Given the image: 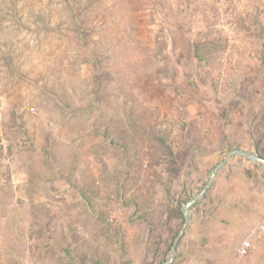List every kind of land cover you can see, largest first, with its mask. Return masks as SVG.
I'll use <instances>...</instances> for the list:
<instances>
[{
	"label": "rangeland",
	"instance_id": "obj_1",
	"mask_svg": "<svg viewBox=\"0 0 264 264\" xmlns=\"http://www.w3.org/2000/svg\"><path fill=\"white\" fill-rule=\"evenodd\" d=\"M263 6L0 0V264L169 260L264 158ZM190 211L172 264H264V163Z\"/></svg>",
	"mask_w": 264,
	"mask_h": 264
},
{
	"label": "water",
	"instance_id": "obj_2",
	"mask_svg": "<svg viewBox=\"0 0 264 264\" xmlns=\"http://www.w3.org/2000/svg\"><path fill=\"white\" fill-rule=\"evenodd\" d=\"M235 156H240V157H245L248 160L256 163V164H260V163H264V158H262L260 155L253 153V152H249L246 150H242V149H234L231 150L229 152V154L227 155V157L220 163L218 164L212 171L211 173V177L209 182L207 183V185L203 188V190L197 194L192 200L186 202L183 207H182V212L184 215V225L183 228L181 229V231L178 234V237L176 238L173 247H172V257L167 260L165 263L163 264H172V262L174 261L176 254H177V246H178V242L180 240V238L184 235L185 229L189 224L190 221V214H191V207L194 206L197 202H199L204 195L206 194V192L212 187L214 181H215V177L217 175V173L223 168L225 167L228 162Z\"/></svg>",
	"mask_w": 264,
	"mask_h": 264
},
{
	"label": "built area",
	"instance_id": "obj_3",
	"mask_svg": "<svg viewBox=\"0 0 264 264\" xmlns=\"http://www.w3.org/2000/svg\"><path fill=\"white\" fill-rule=\"evenodd\" d=\"M227 1H229V0H217V2L220 4V5H223V4H225V3H227ZM262 2H263V4H264V0H261ZM213 2V1H212ZM225 9V8H224ZM261 9H262V11H261V20H264V6L263 7H261ZM225 11V10H224ZM223 10H220V13L221 14H223V13H225ZM210 20H211V22L212 23H216V21H217V19L216 18H212V17H210Z\"/></svg>",
	"mask_w": 264,
	"mask_h": 264
},
{
	"label": "trees",
	"instance_id": "obj_4",
	"mask_svg": "<svg viewBox=\"0 0 264 264\" xmlns=\"http://www.w3.org/2000/svg\"><path fill=\"white\" fill-rule=\"evenodd\" d=\"M184 216V215H183Z\"/></svg>",
	"mask_w": 264,
	"mask_h": 264
}]
</instances>
